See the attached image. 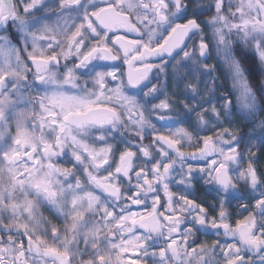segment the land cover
<instances>
[{"label": "snow or ice", "instance_id": "obj_1", "mask_svg": "<svg viewBox=\"0 0 264 264\" xmlns=\"http://www.w3.org/2000/svg\"><path fill=\"white\" fill-rule=\"evenodd\" d=\"M0 30V264H264V144L210 63L254 116L264 0H0Z\"/></svg>", "mask_w": 264, "mask_h": 264}, {"label": "trees", "instance_id": "obj_2", "mask_svg": "<svg viewBox=\"0 0 264 264\" xmlns=\"http://www.w3.org/2000/svg\"><path fill=\"white\" fill-rule=\"evenodd\" d=\"M233 48L236 58L242 64L249 84L256 94L258 110L254 116L248 117L245 111L236 105L238 93L232 88L233 81L230 70L221 58L214 59L217 60L214 76L216 74L215 77L219 78L217 95L224 94L227 90L229 99L233 101L234 105L232 109L233 126L238 129V134L244 137L245 143L251 145L252 142H255L259 147L264 144V128L260 126L261 121H264V64L260 63L251 48L245 47L239 41H234Z\"/></svg>", "mask_w": 264, "mask_h": 264}, {"label": "flooded vegetation", "instance_id": "obj_3", "mask_svg": "<svg viewBox=\"0 0 264 264\" xmlns=\"http://www.w3.org/2000/svg\"><path fill=\"white\" fill-rule=\"evenodd\" d=\"M2 31L3 30H0V32H2ZM8 35L12 39L13 44H18V42H19V33L18 32H16L13 29L8 33ZM215 76H216V74H215ZM222 94L223 93H221L220 95H222ZM217 106L219 107V105H217ZM81 179H83V177H81ZM241 191H242V193L246 194V189L242 185H241ZM194 195L200 197L201 199H207L210 201L214 200L213 194L210 191H206L205 188L203 187V185L200 183L195 184ZM240 199H241L240 196H237L235 199H233V210L235 209V205L239 202ZM41 210L44 212V215L46 217H48V219L52 220L53 223H59L53 212H51L50 210H48L46 208H42ZM198 236H199V239L201 241H207L209 244H211L215 238L214 234L211 232H209L208 234H205V235L198 234Z\"/></svg>", "mask_w": 264, "mask_h": 264}, {"label": "rangeland", "instance_id": "obj_4", "mask_svg": "<svg viewBox=\"0 0 264 264\" xmlns=\"http://www.w3.org/2000/svg\"><path fill=\"white\" fill-rule=\"evenodd\" d=\"M203 2H204V4H206V3H208L209 2V0H203ZM214 52H215V50H214ZM233 90V89H232ZM236 92V91H235ZM237 93V92H236ZM246 255H251L250 253H246Z\"/></svg>", "mask_w": 264, "mask_h": 264}]
</instances>
